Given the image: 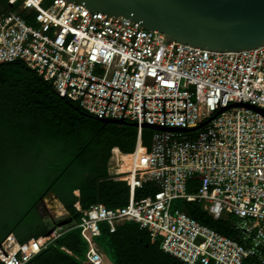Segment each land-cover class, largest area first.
I'll list each match as a JSON object with an SVG mask.
<instances>
[{
    "label": "built area",
    "instance_id": "obj_1",
    "mask_svg": "<svg viewBox=\"0 0 264 264\" xmlns=\"http://www.w3.org/2000/svg\"><path fill=\"white\" fill-rule=\"evenodd\" d=\"M6 2L0 64L23 62L61 98L99 120L136 124L129 169L120 171L117 161L109 166L113 151L107 163L110 179L128 187L127 204L74 206L80 214L75 228L86 244L81 263L103 264L94 241L100 225L112 234L134 223L185 264H264V43L212 52L66 0ZM143 125L186 131L153 130L146 148ZM193 178L194 192L187 193ZM144 182L157 191L134 200ZM175 201L196 203L211 220L229 222L231 235L200 225L173 207ZM65 226L22 245L6 239L0 263L26 264Z\"/></svg>",
    "mask_w": 264,
    "mask_h": 264
},
{
    "label": "trees",
    "instance_id": "obj_2",
    "mask_svg": "<svg viewBox=\"0 0 264 264\" xmlns=\"http://www.w3.org/2000/svg\"><path fill=\"white\" fill-rule=\"evenodd\" d=\"M6 1L0 0V9L7 8ZM152 133L141 130L143 147L149 146ZM135 141L132 123L102 124L61 98L23 62L0 64V244L10 237L26 244L69 221L52 245L26 264H82L86 244L75 228L80 214L74 206L116 209L127 204L128 187L110 179L107 163L112 151L132 153ZM194 179L188 181L187 193L194 192ZM156 191L152 182H144L133 198ZM50 195L66 213L51 228L40 211L41 202ZM175 202L200 225L231 235L229 222L211 220L196 203ZM99 230L97 238L106 236L110 241L113 264H185L164 253L161 241H151L134 223L119 225L112 234L103 225Z\"/></svg>",
    "mask_w": 264,
    "mask_h": 264
},
{
    "label": "water",
    "instance_id": "obj_3",
    "mask_svg": "<svg viewBox=\"0 0 264 264\" xmlns=\"http://www.w3.org/2000/svg\"><path fill=\"white\" fill-rule=\"evenodd\" d=\"M66 1L80 5L92 14L104 13L105 18L123 17L136 22L147 31H157L165 35L169 39L168 42L173 41L207 51L240 52L259 47L264 43V0ZM103 23L101 29L104 27ZM94 119L102 124L125 123L121 120H99L95 117ZM132 126L136 127V124ZM142 128L157 131H186L149 125H143ZM49 198L56 200L52 195ZM68 223L69 221H62L58 226ZM50 233L51 230L47 235Z\"/></svg>",
    "mask_w": 264,
    "mask_h": 264
},
{
    "label": "rangeland",
    "instance_id": "obj_4",
    "mask_svg": "<svg viewBox=\"0 0 264 264\" xmlns=\"http://www.w3.org/2000/svg\"><path fill=\"white\" fill-rule=\"evenodd\" d=\"M178 203L179 202H174L173 206L177 207ZM55 206L56 204L54 200L49 198V196L41 202L40 211H42V216L44 217L45 222L49 224L50 228L51 224H54L55 222L63 219L66 216V213L64 212L62 206ZM94 241L103 254V264H113V254L111 252V244L109 239L106 236H101L99 238H95Z\"/></svg>",
    "mask_w": 264,
    "mask_h": 264
},
{
    "label": "bare ground",
    "instance_id": "obj_5",
    "mask_svg": "<svg viewBox=\"0 0 264 264\" xmlns=\"http://www.w3.org/2000/svg\"><path fill=\"white\" fill-rule=\"evenodd\" d=\"M140 151L141 150H138V152H140ZM129 159H130L129 156H126V154L120 155V154L114 153L110 159L109 166H113V164L117 161L118 162L117 164H119V166H120L119 170L125 172L129 169V167H128V160ZM54 202H55L57 207H61L60 203L57 200H54ZM25 250H26V252L29 251L28 248H25Z\"/></svg>",
    "mask_w": 264,
    "mask_h": 264
}]
</instances>
